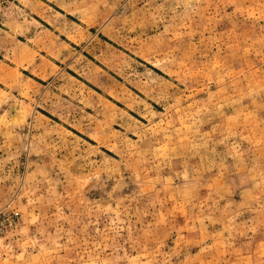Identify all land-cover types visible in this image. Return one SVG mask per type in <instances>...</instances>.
Masks as SVG:
<instances>
[{
  "label": "rangeland",
  "instance_id": "1",
  "mask_svg": "<svg viewBox=\"0 0 264 264\" xmlns=\"http://www.w3.org/2000/svg\"><path fill=\"white\" fill-rule=\"evenodd\" d=\"M0 264H264V0H0Z\"/></svg>",
  "mask_w": 264,
  "mask_h": 264
}]
</instances>
